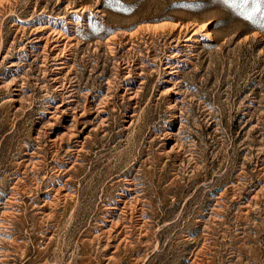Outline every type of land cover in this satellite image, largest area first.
<instances>
[{"label": "rangeland", "instance_id": "374dc122", "mask_svg": "<svg viewBox=\"0 0 264 264\" xmlns=\"http://www.w3.org/2000/svg\"><path fill=\"white\" fill-rule=\"evenodd\" d=\"M0 264H264V0H0Z\"/></svg>", "mask_w": 264, "mask_h": 264}, {"label": "snow or ice", "instance_id": "6c2138e0", "mask_svg": "<svg viewBox=\"0 0 264 264\" xmlns=\"http://www.w3.org/2000/svg\"><path fill=\"white\" fill-rule=\"evenodd\" d=\"M226 3L234 2V0H225Z\"/></svg>", "mask_w": 264, "mask_h": 264}]
</instances>
